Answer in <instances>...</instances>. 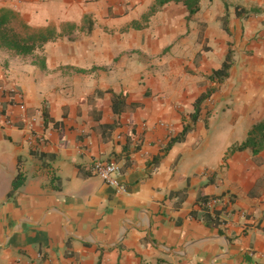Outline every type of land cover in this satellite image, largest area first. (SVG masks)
I'll return each mask as SVG.
<instances>
[{
  "label": "crops",
  "instance_id": "obj_1",
  "mask_svg": "<svg viewBox=\"0 0 264 264\" xmlns=\"http://www.w3.org/2000/svg\"><path fill=\"white\" fill-rule=\"evenodd\" d=\"M2 8L64 34L0 50V264H264V150L232 151L264 117V0ZM94 161L115 163L125 192Z\"/></svg>",
  "mask_w": 264,
  "mask_h": 264
},
{
  "label": "trees",
  "instance_id": "obj_2",
  "mask_svg": "<svg viewBox=\"0 0 264 264\" xmlns=\"http://www.w3.org/2000/svg\"><path fill=\"white\" fill-rule=\"evenodd\" d=\"M188 4L191 5L193 3L190 1ZM194 9L192 8L190 11L193 12ZM64 27L73 29L75 26L66 24ZM62 34H64V31L59 34L53 27L33 28L15 11L6 8L0 9V50L10 51L15 56H27L42 49L47 42L61 37ZM230 66L231 51L228 52L221 68L212 72L210 79L217 80L218 82L223 81L228 76ZM208 95L209 94L200 96L196 101V107H198ZM123 106V96H114L112 100L113 112L119 114ZM189 130V126L184 127L179 136L171 139L170 144L181 141ZM245 149H250L253 154H257L264 150V117L251 127L245 141L234 147L232 151H242ZM21 183L22 177L18 175L12 182V190L9 194L11 195ZM217 217L218 213L214 215V219H217Z\"/></svg>",
  "mask_w": 264,
  "mask_h": 264
},
{
  "label": "built area",
  "instance_id": "obj_3",
  "mask_svg": "<svg viewBox=\"0 0 264 264\" xmlns=\"http://www.w3.org/2000/svg\"><path fill=\"white\" fill-rule=\"evenodd\" d=\"M20 110L24 111V106L20 105ZM39 141H42V137L38 136ZM29 144L32 142L29 140ZM91 172L99 177L104 183L116 187L120 192H125V189L118 186L117 180L114 176L120 174V170L118 166L113 162H102V161H94L91 166ZM204 206L207 209L216 208L217 211L228 217L232 213L231 209V201L223 200V199H212L204 203Z\"/></svg>",
  "mask_w": 264,
  "mask_h": 264
}]
</instances>
